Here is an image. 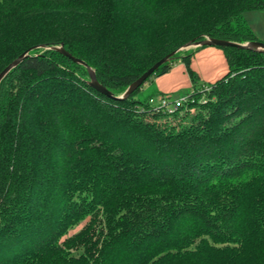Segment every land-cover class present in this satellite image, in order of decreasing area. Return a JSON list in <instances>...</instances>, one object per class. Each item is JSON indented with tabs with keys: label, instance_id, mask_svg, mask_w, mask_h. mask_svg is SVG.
Returning a JSON list of instances; mask_svg holds the SVG:
<instances>
[{
	"label": "trees",
	"instance_id": "obj_1",
	"mask_svg": "<svg viewBox=\"0 0 264 264\" xmlns=\"http://www.w3.org/2000/svg\"><path fill=\"white\" fill-rule=\"evenodd\" d=\"M260 9L0 0V74L32 49L0 83V264H264V52L221 48L229 73L168 114L136 98L144 85L103 95L55 49L121 97L190 42H258L243 14ZM181 52L153 76L182 60L197 85Z\"/></svg>",
	"mask_w": 264,
	"mask_h": 264
},
{
	"label": "crops",
	"instance_id": "obj_2",
	"mask_svg": "<svg viewBox=\"0 0 264 264\" xmlns=\"http://www.w3.org/2000/svg\"><path fill=\"white\" fill-rule=\"evenodd\" d=\"M190 66L196 73L198 84L194 85L185 63L177 60L168 73L162 76H153L148 82L149 89L156 96L184 97L195 91V87H204L216 83L229 73V64L226 53L219 47H202L193 51Z\"/></svg>",
	"mask_w": 264,
	"mask_h": 264
},
{
	"label": "water",
	"instance_id": "obj_3",
	"mask_svg": "<svg viewBox=\"0 0 264 264\" xmlns=\"http://www.w3.org/2000/svg\"><path fill=\"white\" fill-rule=\"evenodd\" d=\"M197 47H219V48L237 47V48H241V49H250V50H255L258 52H264V43L259 42V41L258 42H251V43H247V44H238V43L230 42L227 40L210 38V39H205V40L199 41V42H190V43L186 44L184 47L180 48L177 51H174L173 53L167 55L166 57L161 59L159 62L154 64L149 70H147L142 76H140L131 86H129V88L126 90V92L121 97H114L112 92H110L107 88H105L104 86H102L98 82L95 71L93 69H91L86 63H84L83 61L72 56L69 52H67L63 48V46H61L59 48H55V49L57 51H59L61 54H63L64 56H66L67 58L71 59L73 62L82 64V65L87 67V69L89 71L90 79H91L89 84L92 88H94L95 90H97L98 92L102 93L103 95H105L109 98H114V99H118V100H125V99H128L129 97H131L139 88H141L146 83V81L158 71V69L162 65L167 63L170 59H172V57H174L179 51H182L185 49H190V48H197ZM36 48H39V47H35V49ZM31 50L32 49L26 51L23 55H21L18 59H16L14 62H12L9 66H7L3 70V72L0 74V83L2 82V80L4 78H6V76L14 68L19 66L23 62V60L29 56V53Z\"/></svg>",
	"mask_w": 264,
	"mask_h": 264
},
{
	"label": "rangeland",
	"instance_id": "obj_4",
	"mask_svg": "<svg viewBox=\"0 0 264 264\" xmlns=\"http://www.w3.org/2000/svg\"><path fill=\"white\" fill-rule=\"evenodd\" d=\"M244 20L246 21L247 25L251 29V31L254 33L256 39L259 42L264 43V9L260 10H252V11H247L243 14ZM196 48H190V49H185L182 50V54H186L188 52L194 51ZM76 71L84 76L83 69L81 68H76ZM153 95V92L149 89L148 87V82L144 84L142 87V90L136 95L137 99L141 100H148L149 97ZM156 101L160 99V96H156ZM150 101V100H149ZM90 222V218H85L79 223H77L74 227L70 229V231L67 233V235L64 237L65 238H70L79 232H81L86 225ZM223 246V245H220ZM195 247V246H194ZM81 251L79 252H74V254L79 255ZM32 264H37V261H32Z\"/></svg>",
	"mask_w": 264,
	"mask_h": 264
},
{
	"label": "built area",
	"instance_id": "obj_5",
	"mask_svg": "<svg viewBox=\"0 0 264 264\" xmlns=\"http://www.w3.org/2000/svg\"><path fill=\"white\" fill-rule=\"evenodd\" d=\"M209 90V86H204L202 92H209ZM193 94H195V92H192L190 95L184 97H173L170 95H165L161 96L158 101H156V99H150L149 104L154 112H165L168 114H173L174 112L182 108L187 102H194L193 98H191ZM203 102H206V100L203 99Z\"/></svg>",
	"mask_w": 264,
	"mask_h": 264
}]
</instances>
